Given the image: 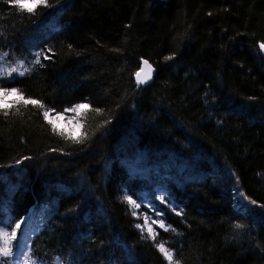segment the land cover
Instances as JSON below:
<instances>
[{
	"label": "trees",
	"instance_id": "obj_1",
	"mask_svg": "<svg viewBox=\"0 0 264 264\" xmlns=\"http://www.w3.org/2000/svg\"><path fill=\"white\" fill-rule=\"evenodd\" d=\"M261 43L264 0H46L31 14L0 0V54L29 69L0 86L45 106L13 96L10 115L0 110L3 229L33 207L30 263L168 264L164 242L180 264H264ZM141 58L156 72L137 87ZM77 103L89 105L81 144L42 115ZM237 187L255 214L234 208ZM125 190L151 200L169 231L142 236Z\"/></svg>",
	"mask_w": 264,
	"mask_h": 264
},
{
	"label": "snow or ice",
	"instance_id": "obj_2",
	"mask_svg": "<svg viewBox=\"0 0 264 264\" xmlns=\"http://www.w3.org/2000/svg\"><path fill=\"white\" fill-rule=\"evenodd\" d=\"M15 6H18V8L22 11H26L27 13L31 14L35 11V9L42 4H46V0H14ZM261 49H264V43H261L259 45ZM50 51V50H49ZM35 60L34 63L40 64V54L35 53ZM44 59H49L50 57L47 55H44ZM166 59L171 60L172 57L169 56ZM21 66L25 64V61H20ZM142 67L135 73L136 77V85L139 87L140 85L146 84L149 80L152 79V66L149 64L147 59H144L142 61ZM41 66H43L41 64ZM28 68L24 67V70L19 72V76H24L26 72H28ZM17 69L12 68L11 71L8 73L9 76H12V73H16ZM16 77H12V79H15ZM207 95V94H206ZM9 96H15L18 99L15 101H12L11 104H19L23 103L25 105H33L38 106L39 108L43 109L45 106L36 99H25L22 92H20L17 88H9L7 86H0V110H2L3 115L8 116L10 115V107L11 104L8 102L7 97ZM89 107L88 104H82L77 103L75 104L71 109H64L63 111H72V112H79L81 109H87ZM54 111V109L49 108L48 110L43 111L42 115L43 118L52 126L53 133L57 132V128L55 123L52 119H49L50 112ZM96 111H100V109H96ZM107 123H111V121H108ZM60 135L63 136L64 133L60 132ZM69 139H71L76 144H81L85 139H87L86 134H81L80 136H69ZM50 151H56V149H50ZM31 159L29 156L23 157V160ZM23 160L17 159L15 161V164L11 165V167L17 168V166L21 165L23 163ZM19 170V169H17ZM7 175L6 172H3L0 170V178ZM238 184V179H237ZM162 203H165L166 205H170L173 207V210H175V205L171 204V198L170 194L167 193L166 189H162V194L157 197ZM237 202L234 204V208L237 209L238 213H244L247 216H250L252 214H255L257 212V202L251 201L250 203H245V197L240 192L239 188L237 187L234 191V197ZM146 198L144 197H137L133 198V194H130L127 190H125V194L123 196V201L126 202L129 206L139 210L141 208V204L144 202ZM79 207V206H77ZM147 207L151 212L155 214L158 219H153L151 223H149V220L151 219L147 213H138L137 211H132L131 215L133 217H137V219L140 218V215L144 216L143 224L136 223L135 227L140 230L141 235L143 236L145 230L148 234V238L155 240L157 235L159 234L154 228L153 224L157 225L159 229H162L164 231H169L171 228L170 225L165 224L163 219V213L158 211L154 204H152L151 200H148ZM259 209L264 212V205H259ZM76 209H72L71 211H75ZM7 211H8V205L6 198L0 199V227L2 228H9L11 227L12 221H8L7 219ZM178 215L181 214L180 212L177 213ZM245 227L244 225L240 223H236L234 225L235 229H242ZM17 230H20L19 238L17 236ZM172 231H175V229H171ZM4 245L3 247H0V264H21L20 257L24 255L25 250L29 248L28 241L30 239V235L27 232L26 227L22 228L21 223L15 224V229L11 231L9 234L8 232H3L2 234ZM15 240L16 244L13 246L11 245V241ZM157 249L160 253L163 254L165 259L168 261V264H180L179 259H174L175 253L174 251L170 250L168 247H166V243L161 242L156 245ZM15 249V250H14ZM10 258V259H5ZM32 264H42L39 260H33ZM53 264H62V259L57 258Z\"/></svg>",
	"mask_w": 264,
	"mask_h": 264
},
{
	"label": "rangeland",
	"instance_id": "obj_3",
	"mask_svg": "<svg viewBox=\"0 0 264 264\" xmlns=\"http://www.w3.org/2000/svg\"><path fill=\"white\" fill-rule=\"evenodd\" d=\"M24 67L28 68V64L25 63L23 66H21L20 61H17L15 63H9L5 59L4 55L0 54V77L4 75H8V73L11 71L12 68L17 69L16 74L18 75L19 72L24 70ZM11 97L13 96H9L7 98H11ZM82 110L84 109H81L79 112L69 111L65 114H58L52 111L50 112L49 119L53 120V122L55 123L58 129L63 130L65 132L67 131L73 136H78L80 132V126H81V121L79 120L78 115ZM161 194H162V190L156 191V197H158ZM158 201L161 202L159 199ZM147 202L148 200H144V202L141 204V208L137 211L138 213H147V215L151 218L149 220V223H151L153 219H158V217H156L155 214L149 210V208L147 207ZM171 204L173 205V203ZM33 212L34 211L31 209L28 212V214L24 218H22V221H21L22 228L26 227L27 232L30 235V238L32 234L38 229V221H36V218L33 216ZM140 217H142L144 221V216L140 215ZM152 226L154 228L155 224H153ZM3 232H8L9 234L11 233L8 230H5L2 227H0V234H2ZM19 233H20V230H19ZM19 233L17 234L18 238H19ZM14 242L16 244V241L13 240L11 241V245L14 246L15 245ZM28 244H29V241H28ZM3 245H4V240H3L2 235H0V247H3ZM28 250L29 248L26 249L24 255L20 257L21 264H31L29 261Z\"/></svg>",
	"mask_w": 264,
	"mask_h": 264
},
{
	"label": "water",
	"instance_id": "obj_4",
	"mask_svg": "<svg viewBox=\"0 0 264 264\" xmlns=\"http://www.w3.org/2000/svg\"><path fill=\"white\" fill-rule=\"evenodd\" d=\"M262 51H264V49H261ZM145 58H141L140 60H139V62H140V68L143 66L142 65V61L144 60ZM149 62V61H148ZM149 64H151L150 62H149ZM151 66H152V69H153V71H152V79H153V77H154V75H155V72H156V68L151 64ZM139 68V69H140ZM139 69H138V71H139ZM152 79L151 80H149L146 84H143V85H140V86H145V85H147V84H149L151 81H152ZM134 80H135V83H136V77H135V75H134Z\"/></svg>",
	"mask_w": 264,
	"mask_h": 264
}]
</instances>
